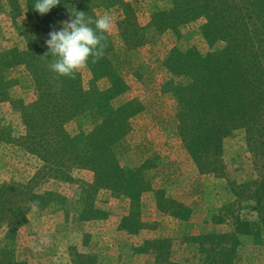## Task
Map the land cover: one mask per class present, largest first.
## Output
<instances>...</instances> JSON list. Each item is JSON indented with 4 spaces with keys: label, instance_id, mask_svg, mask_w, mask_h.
<instances>
[{
    "label": "rangeland",
    "instance_id": "1",
    "mask_svg": "<svg viewBox=\"0 0 264 264\" xmlns=\"http://www.w3.org/2000/svg\"><path fill=\"white\" fill-rule=\"evenodd\" d=\"M35 2L16 0L18 18L8 0L0 4V91L8 89L0 101V128L10 131L0 138L1 205L8 199L6 211L0 210V264H154L157 258L222 264L217 259L233 253L229 249L231 264H264L261 139L236 130L223 139L224 151L213 169L212 161L204 165L190 152L181 133L183 119L199 125L203 116L199 105H188L196 101L184 91L192 78L179 66L182 57L189 50L191 56H206L227 45L208 42L207 18L159 28L156 16L170 12L175 0L95 4V16L107 13L114 20L107 57L120 78L113 87L107 78L97 83L108 89L107 100L126 119L114 150L132 185H138L132 198L119 183L98 184L91 166L66 159L60 167L55 140L46 139L54 143L52 150L38 152L26 138L28 127L15 102L35 103L41 91L31 68L17 56L18 48L29 46L17 22L26 20ZM127 7L134 15L128 34L138 32L136 22L140 27L136 46L134 37L121 35ZM80 72L89 89L92 67ZM181 97L189 101L188 109ZM65 128L72 136L86 134L94 128L92 116H78Z\"/></svg>",
    "mask_w": 264,
    "mask_h": 264
},
{
    "label": "trees",
    "instance_id": "2",
    "mask_svg": "<svg viewBox=\"0 0 264 264\" xmlns=\"http://www.w3.org/2000/svg\"><path fill=\"white\" fill-rule=\"evenodd\" d=\"M8 1L14 17L18 18L21 11L16 0ZM116 3H122V0H60L59 5L45 15H40L31 7L27 11L26 20L17 22L21 35L29 45L24 50L18 48L17 52L20 54L17 56L31 68L41 92L35 103L19 101L15 104L22 110L28 127L26 138L34 146V150H52L54 143H48L46 139H53L55 163L62 164L60 167H65L66 159L79 161L96 170L98 184L119 183L123 192L136 198L134 191L138 185H132L129 169L120 163L114 150L115 143L125 134L123 128L126 119L124 121L123 115L110 105L107 100L108 89L97 83L101 78H107L113 87L118 85L120 78L107 57L112 49L110 36L107 34L108 47L104 58L96 64L89 61L94 73L89 89L84 87L80 71L75 80L59 77L48 68L52 58L44 57L49 51L45 44L48 33L53 27L56 30L62 28L60 20L63 17L71 18V11L75 10L83 11L87 17L96 19L93 12L95 4ZM126 14L127 18L121 21V35L127 39L134 37L133 44L136 46L141 40L140 27L136 22L134 25L138 32L128 34L129 23L133 22L134 15L129 7ZM199 16L207 18L203 32L208 42L213 46L217 41H225L227 45L206 56H191L192 50H189L181 58L179 66L192 78V82L184 86V91L191 93L196 101L188 105H199L203 115L199 125H192L190 120L183 119L181 133L190 152L197 159L203 160L204 165H208L207 161H212L209 165L218 169L216 164L224 151L223 139L236 130L244 129L251 140L261 139L258 144L264 146V0H175V6L170 12L163 11L158 18L156 16V25L159 28H176L179 23ZM7 93L8 89L0 91V101L6 99ZM185 100L182 97L179 99L182 107L188 109ZM206 105L208 108L203 107ZM184 112L183 116H186L188 112ZM86 115L92 116L94 128L86 134L72 136L65 128L66 123ZM6 129L0 128V138H5V132H10ZM1 198L2 195L0 200ZM7 200L3 205L0 201V210L4 208L6 211ZM10 203L11 201L8 205ZM233 253L217 260L222 264H231ZM157 259L154 264H180L166 258ZM9 263L13 264L12 260Z\"/></svg>",
    "mask_w": 264,
    "mask_h": 264
},
{
    "label": "clouds",
    "instance_id": "3",
    "mask_svg": "<svg viewBox=\"0 0 264 264\" xmlns=\"http://www.w3.org/2000/svg\"><path fill=\"white\" fill-rule=\"evenodd\" d=\"M59 3L60 0H36L33 8L40 15H45ZM60 23V30L53 27L48 33L45 44L49 51L44 57L52 58L48 64L51 72L75 80L76 74L85 69L89 61L96 64L104 58L108 47L107 34L112 31L114 20L107 13L93 19L83 11L74 10L70 20Z\"/></svg>",
    "mask_w": 264,
    "mask_h": 264
}]
</instances>
